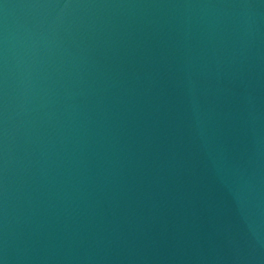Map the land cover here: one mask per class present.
Here are the masks:
<instances>
[{
	"label": "water",
	"instance_id": "obj_1",
	"mask_svg": "<svg viewBox=\"0 0 264 264\" xmlns=\"http://www.w3.org/2000/svg\"><path fill=\"white\" fill-rule=\"evenodd\" d=\"M0 264H264V0H0Z\"/></svg>",
	"mask_w": 264,
	"mask_h": 264
}]
</instances>
